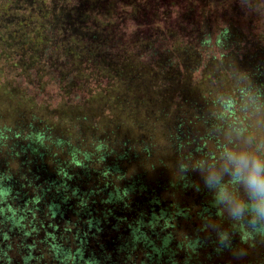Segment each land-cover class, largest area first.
<instances>
[{
	"label": "trees",
	"instance_id": "16d2710c",
	"mask_svg": "<svg viewBox=\"0 0 264 264\" xmlns=\"http://www.w3.org/2000/svg\"><path fill=\"white\" fill-rule=\"evenodd\" d=\"M0 61V158L6 160L0 161V195L23 202L15 221L17 264H132L138 244L147 245L142 264L153 263L156 252L180 264L168 249L169 230L191 207L161 208L173 187L189 198L186 190L195 186L191 205L200 208L201 220L224 219L221 205L242 184L222 171V152L245 136L256 144L264 128V0H0ZM49 81L62 95L57 105L36 100ZM38 160L50 162L55 178L41 180L49 164ZM15 162L30 171L14 192L13 177L1 166ZM167 165L174 182L164 177ZM196 172L205 180L201 186ZM212 172L221 177L223 199L218 186L206 183ZM150 173L161 177L153 188L141 181ZM77 177L90 191L68 184ZM131 193L155 195L147 219L130 223L125 199ZM44 198L62 232L71 233L61 242L38 235L34 219ZM251 203L248 198L249 207L231 218L232 234L220 236L207 253L210 261L237 241L264 244L256 240L263 219L255 226L247 219ZM90 238L97 246L88 257L82 245ZM183 244L186 264L197 262L201 238L179 243V250Z\"/></svg>",
	"mask_w": 264,
	"mask_h": 264
},
{
	"label": "rangeland",
	"instance_id": "374dc122",
	"mask_svg": "<svg viewBox=\"0 0 264 264\" xmlns=\"http://www.w3.org/2000/svg\"><path fill=\"white\" fill-rule=\"evenodd\" d=\"M2 65H4V63L0 61V69H2ZM50 72L57 73V69L50 68ZM46 79L48 80L49 78ZM16 83L20 84L21 87L24 88V83L21 84L19 81H15V83H13L14 86L17 85ZM30 93L33 94L32 92ZM77 93L80 96H82L81 99H85L87 97L86 92L77 91ZM61 96L62 95L60 94V92H58L57 86L49 81L48 85L43 89V92H41L38 95V97H36L37 98L36 100L39 103H41L42 101H47L53 103L54 105H57V103L60 100H62ZM68 99H72V98L68 97ZM255 139H256V144L254 139H251V137L249 136H245L244 139H241L242 144H240V146H238L235 150L251 148L252 150H258L261 155H264V128H262L258 132V135L257 137H255ZM0 161H6V160H4V158L3 159L0 158ZM15 163H13V165L8 166L7 168L5 164L1 166L2 170L5 169L9 170L10 175L13 177V180H9V182L10 184L14 183L12 184L15 186L14 192L16 190H19V186L23 184L22 181L23 176L28 175L30 171V167H27L22 162H18L16 164ZM47 163L49 164V168L47 170L48 173L46 174L43 172L42 173L43 177L40 176L41 180H43L42 178L47 179L48 177L49 179V178H55L56 176L54 174L55 171L50 165V162H48L47 160H38L37 162L39 166H42L43 164H47ZM90 166L93 165L90 164ZM166 168L167 170L166 173L164 172L165 173L164 177L167 179V181L174 182L175 176L173 174L174 171L172 170V167L167 165ZM39 174L41 173L39 172ZM131 175L132 174L129 173V178L127 182H130V179H132ZM158 179H161V177L157 178V180ZM154 180H156V178H154V176H152V174L150 173L148 174L147 177L142 178L141 181H143L145 185H150V187L153 188L154 186H157ZM4 181L5 180L1 181V183H3ZM160 181L164 182L163 180ZM194 181H196V183H198L199 186L204 184L205 180L203 178L202 173L196 172ZM9 182L6 181L3 184L8 186ZM71 182H73L74 186H80L83 192L87 193L88 191H90V185H87L84 181L79 180L78 177L74 181H68V184ZM122 183L119 187L124 185ZM167 184H168L167 186L169 187L170 183ZM194 187L192 189L187 188L186 190L187 193L186 195H188L189 198L182 196V192L177 191L174 187L163 194V199H162L163 205L161 208L166 209L171 204L174 206L180 205L181 207H185V206L191 207L190 216L187 219H181L179 226L169 230V232L172 233L173 241L169 245L168 249L176 252L175 255L176 261H178L180 264H186V260L188 259L185 254L187 247H185V245L183 244L182 250H179L178 247L179 243H183L185 241H194L197 238H201V241L204 243V245L200 251L199 256L196 259L197 262L190 261L189 264H199V263L217 264V262H222V263L229 262L232 264H248V263L254 264V263L262 262L264 260V244L261 245L260 247H255V248L250 247L249 245L242 247L240 244H238V241H237V245L234 247V249H231V251H225L219 258L213 259L211 261L208 259L207 253L212 252L217 247V245H219L217 242H219L220 236L225 231H228L230 234H232L231 233L232 230L228 227L231 218L234 216L231 212V208L233 206L232 202L239 201L241 199L244 202H246L249 197L247 193L244 191L242 185L238 193L233 197L231 201H229L228 203H226L227 202L226 201L225 203H223V205H221L220 209L223 212L224 219L218 217L214 221L210 220L208 222H205L201 220L198 216H196L197 215L196 213L200 211V208L195 206L196 208L193 209L192 208L193 206L191 205V203L195 199V195L193 194ZM151 191L152 190L150 189V192ZM153 196L155 195L154 194L149 195L148 193H144L142 195H139L138 193L136 194L131 193L125 199V202L128 205L127 206L128 215H130L131 217L130 223L133 222L132 220H138L140 217H144L145 219L148 218L149 214L151 213V209L153 208V205L150 204V199ZM13 197L14 194H11V196L9 194H5L2 196L0 195V260L2 264H6L8 260H10V262L13 264H17L21 260L20 253L17 250L19 249L18 245L21 244V241L19 240L18 237L15 236L19 234L18 228H16L17 223L15 221L18 222L19 220L18 216L20 214V210H18V207L19 205L23 207V202L22 200H17V202L13 204L11 203V199ZM42 204H43L42 209L36 212L34 219L36 224L38 225V229H39L38 235L42 239L48 238L52 243H54V241L61 242L63 236L70 235L71 233L64 231L62 232V230H64V224L60 223L59 217H53L52 215H49L48 198H44ZM242 213L239 216H241ZM29 219L30 218H28V220ZM247 219L251 220L252 218H247ZM262 221H264V219ZM160 224L164 225V220H162ZM119 228H120V233L123 234L129 231L127 229V224H124ZM39 237L37 236V239ZM233 239L235 240V238H232L231 240ZM256 240H258V243L264 240V234L258 235ZM224 243H228V242L225 240ZM63 244L67 245L68 243L65 242V240H63ZM156 245L160 247L162 245V242L157 241ZM96 246L97 244L95 240L90 238L84 242L82 248L87 254V256L90 257L92 256V253L96 250ZM136 246H137L135 250L136 252L133 251L134 253L132 254L134 259L131 263L132 264L145 263V255L148 252L147 245L138 244ZM167 257L168 256H165L164 253L156 252L152 256V258H154L153 263H151L148 259L147 262L148 264H168L166 261L164 262L163 260Z\"/></svg>",
	"mask_w": 264,
	"mask_h": 264
},
{
	"label": "clouds",
	"instance_id": "9594fccd",
	"mask_svg": "<svg viewBox=\"0 0 264 264\" xmlns=\"http://www.w3.org/2000/svg\"><path fill=\"white\" fill-rule=\"evenodd\" d=\"M221 159L222 171L230 176L232 183L243 185L244 191L252 202L250 223L255 226L257 220L264 219V155L251 148L240 150L228 148L222 152ZM220 180V175L212 172L207 177L206 183L209 187L218 186V195L223 199L225 188L220 184ZM232 203L231 212L236 217L249 207L242 199Z\"/></svg>",
	"mask_w": 264,
	"mask_h": 264
}]
</instances>
